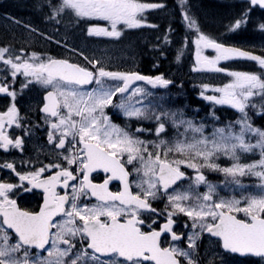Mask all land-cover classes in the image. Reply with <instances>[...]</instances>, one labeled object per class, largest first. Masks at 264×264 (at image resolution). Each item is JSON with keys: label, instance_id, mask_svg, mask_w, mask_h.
<instances>
[{"label": "snow or ice", "instance_id": "snow-or-ice-1", "mask_svg": "<svg viewBox=\"0 0 264 264\" xmlns=\"http://www.w3.org/2000/svg\"><path fill=\"white\" fill-rule=\"evenodd\" d=\"M241 4L216 34L204 30L189 0L171 9L167 0L35 4L45 21L88 38L152 29L160 57L178 16L185 31L175 59L192 45V72L224 75L199 85L212 106L199 119L200 109L189 116L168 103L175 81L158 64L154 75L113 69L67 35L55 41L66 54L52 55L29 40L52 36L6 17L25 31L0 37V150L21 154L19 167L15 157L0 164L8 170L0 177V264H237V256L264 264V125L254 119L264 118V42L257 51L226 39L249 23L264 34V0ZM153 10H168L166 28L152 22ZM238 60L251 70L221 66ZM218 105L236 118L222 121ZM37 132L44 140L25 159ZM205 238L211 257L207 248L201 255Z\"/></svg>", "mask_w": 264, "mask_h": 264}, {"label": "flooded vegetation", "instance_id": "flooded-vegetation-1", "mask_svg": "<svg viewBox=\"0 0 264 264\" xmlns=\"http://www.w3.org/2000/svg\"><path fill=\"white\" fill-rule=\"evenodd\" d=\"M169 4V9L172 8L173 4L175 3V0H167ZM37 3V0H0V37L4 36H10L13 32L16 33V36L22 37L24 34V29L22 25H16L11 23L9 20L6 19L7 16L15 17L18 20L22 21V24H32L33 26L37 27L42 32H47L48 35L52 36V41H48L44 39L43 37H38L36 34H33L32 37L29 38L30 42L33 43L35 48L40 51H47L50 52L52 55H63L66 54L65 50L61 47H59L55 41L59 40L58 34L59 32L53 33L51 28V24L48 21H45L43 19L42 13L35 7V4ZM190 5H200L202 4L203 8L208 3H215L218 7V13H220L221 16L224 14L227 16L228 13H234L237 11L241 6V0H189ZM193 11V9H192ZM168 10H165L164 12L158 11L157 14L153 13V20L161 26V28H166L168 23V16H167ZM259 13H254V18L258 16ZM221 18V17H220ZM227 17H222V19H226ZM176 29V35L173 37V43L168 44L167 47L164 48V56L160 57L158 51H154L149 48L147 49V44L144 45L141 49H137L133 51L132 56L125 61L126 65L125 67L128 69L129 67H133L135 70L141 71L143 74H151L150 70H153V74H156L157 70L153 68L154 64H158L159 71L161 64L163 66V70L165 74H170V72L175 68L173 61L174 56L176 54V48L179 46V37H182L184 34V26L179 22V18L177 16L176 22L172 25ZM219 27V25L217 26ZM207 32H210L209 30H206ZM223 28L221 27L219 32H222ZM218 32V33H219ZM213 34V32H211ZM136 36V34H134ZM262 35L264 37V34L261 33V31L254 27L253 23H249L242 27L241 30H237L235 33H229L227 34L226 39H232V44L239 45V46H255V40ZM126 40H129V36L125 37ZM229 43V42H228ZM132 44L139 46V40L135 38ZM258 45V44H257ZM256 45V46H257ZM259 49V48H258ZM143 51H145L146 54H143ZM148 52V53H147ZM187 54V53H186ZM206 54H213L211 50H207ZM133 57L135 58L133 60ZM158 57V59H157ZM227 62H236V61H225L221 62V66H224V63ZM150 63L152 64L151 67H146L145 64ZM111 68H115L120 70L122 67H124L123 63L114 62L113 66L110 65ZM152 74V75H153ZM4 103V99L2 96H0V105ZM34 120L38 119L37 116L33 117ZM19 134V133H17ZM39 137V140L36 138ZM44 140V135L42 132H37L36 136L32 137L30 140L27 141L25 150L23 153V158L28 159L30 156H35V145H38ZM20 152L19 150H9V152H5L4 150H0V164H3L4 159L7 158L8 160H12L14 157L16 158V164L19 167L20 164ZM39 159L43 160L45 163L48 161L45 159L43 155L39 157ZM8 172L7 169L0 168V177H3ZM112 190H117L118 188V182H113L111 185ZM222 195L225 194L224 192L221 193ZM230 194V193H229ZM27 199H31L28 197ZM32 203H35V201H31ZM158 207H162L163 205H157ZM206 248L208 249V256L211 257L212 249L211 245L209 244V241L205 238L203 241V245L200 249L201 255L204 254ZM237 264H249V261L240 258L237 256Z\"/></svg>", "mask_w": 264, "mask_h": 264}, {"label": "rangeland", "instance_id": "rangeland-1", "mask_svg": "<svg viewBox=\"0 0 264 264\" xmlns=\"http://www.w3.org/2000/svg\"><path fill=\"white\" fill-rule=\"evenodd\" d=\"M152 12L153 13L155 12L157 14L158 11L153 10ZM152 12L150 13V18L152 19V22L156 23L153 20ZM57 27L60 26L51 24V28L49 29L52 30L53 33H55L54 29ZM57 34L61 42L64 41V37L65 35H67L71 46L83 48L86 51L95 50L98 55H103L106 58V63H108L109 65L113 66L114 62L123 63L124 67H122L120 70H127V68L125 67L126 65L125 61H127L132 56L134 50L141 49L146 44H147V49L150 48L152 50L153 47L151 46H154L156 44V37L159 35L158 32L152 29L142 28V29L128 30L122 38H105V37L88 38L84 34H82L79 31V29L71 30L65 33L63 27H60V31ZM134 34H136V36ZM128 36H129V40H126L125 37ZM135 38L139 40V46L132 44ZM259 41L260 43H262L264 42V39ZM167 46L168 45H162V47H167ZM175 56L173 61L175 68L170 72V74H166L169 79L174 80L179 78L181 79L193 78L195 80H198L200 82L199 84H201L206 81H209L210 83H215L217 80L219 81L218 78L224 77V75L221 74H206V73L192 72L191 63L193 62L194 59V46L192 45H189L188 50L184 53L181 60L177 61L175 59ZM108 57H111V60H108L107 59ZM227 64H229V62H227ZM232 64L235 67H237L235 69L238 70H248L246 68L249 67V65L246 62H233ZM113 69L115 68L113 67ZM206 94L211 95L214 93L209 91ZM254 103L259 104V101H254ZM227 107L230 108V106ZM208 131H211L210 127L208 128ZM219 178H220L219 181L224 179L222 175H220ZM245 183L247 184L249 183V181L246 180ZM200 190L203 191V188H201Z\"/></svg>", "mask_w": 264, "mask_h": 264}, {"label": "trees", "instance_id": "trees-1", "mask_svg": "<svg viewBox=\"0 0 264 264\" xmlns=\"http://www.w3.org/2000/svg\"><path fill=\"white\" fill-rule=\"evenodd\" d=\"M198 1V0H197ZM194 14L199 18L204 30H209L210 32H213V34H216L220 31L221 26L220 24L222 22H226V19H222V17H227L225 14L223 16L218 13V5L215 3H208L204 8L202 4L200 5H192ZM206 11V12H205ZM221 17V18H220ZM219 25V27H217ZM230 40V39H227ZM257 51H259L257 49ZM143 54H146L145 51H143ZM250 63V62H247ZM251 64V63H250ZM146 67H151L152 64L146 63ZM163 66L161 64L160 71L164 72ZM251 69V68H250ZM150 73L153 74V70H150ZM156 73V72H154ZM175 85L171 86L169 88V92L171 95L167 98L168 103L172 107H183L184 110L188 113L189 116L194 114L195 109H200L198 113H195L197 116V119L199 117H204L206 112H208L211 109V104L209 102H206L203 100V98L199 97L198 93L200 91L199 83L197 81L189 80V79H174ZM183 82V83H182ZM182 83V87H181ZM217 111L216 115L221 118L222 121H227L230 119L236 118V113L234 110L223 107V106H216ZM117 121H120V118L117 116L115 118ZM255 123L260 126L264 125V118L260 117H254ZM207 123H211V120L209 119ZM210 176L217 179L219 177L218 174H210Z\"/></svg>", "mask_w": 264, "mask_h": 264}]
</instances>
